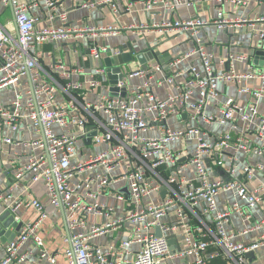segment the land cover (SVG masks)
Segmentation results:
<instances>
[{"label": "built area", "instance_id": "built-area-1", "mask_svg": "<svg viewBox=\"0 0 264 264\" xmlns=\"http://www.w3.org/2000/svg\"><path fill=\"white\" fill-rule=\"evenodd\" d=\"M118 1L122 0H102L99 3H108L112 10L116 11ZM144 1L147 9L155 3V0ZM178 1L187 6L193 4L192 0ZM210 1L218 5L227 2L242 6L246 5L247 0ZM82 4L85 5L86 0H83ZM135 6V2L129 1L124 7L126 11H131ZM0 7L11 12L16 26V33H12L0 23V89L11 88L12 91L9 102H0V127L7 126L16 132L20 126L29 122L33 132L42 133V137L31 138L25 142V145L34 151L25 163L18 165L16 176L19 178L23 174H30L32 182H43L49 203L55 207H59L60 203L63 205L71 244L63 253L67 264H210L224 255L233 253L240 259L242 253L264 245V231L256 242L247 246L235 241V234L226 227L232 213L244 214L240 200H243L249 209L264 201L262 184L249 190L242 181L213 177L210 169L212 162L218 168L223 164L221 155L216 150L229 146L241 149L247 155L264 156V114L259 112L255 101L239 104L231 98L221 101L216 113L206 114L204 111L207 101L216 97L220 82L236 84L238 92L254 98L264 97V73L253 68L246 72H237L233 63L247 59L243 54H230L227 59L221 58L215 64L213 56L205 51L199 36V33L210 25L226 29L263 24L264 14L255 18H225L220 9V17L217 20L191 17L152 24L122 25L117 22L94 25L85 22L72 25L68 22L63 0H0ZM37 9H42L47 25H38L40 15L35 12ZM151 29L162 34L185 32L194 41L195 45L190 51L171 62L178 63L181 58L193 54H196L200 62V67L191 65L188 68L186 78L179 87V94L159 97L152 91L149 77H145L147 70L138 69L131 70L127 76L142 77L141 83L129 86L124 78L116 80L117 87L126 88L124 96L119 93L102 94L97 101H90L85 100L84 96L87 91L102 85L101 76L107 74L105 68H96L84 80L72 81L73 76L84 74L78 65L68 66L61 59L53 58L46 69L43 67L42 47L46 44L56 45L58 42L83 38L86 39L87 46L81 53V58L100 60L107 51L112 55H118L122 51L119 48L108 49L98 44L96 38L116 36L126 30ZM254 33L264 41V30ZM217 66L221 68L218 69ZM53 69H58L60 78L65 79L62 88L45 76L46 70L51 72ZM159 70L156 66L155 71ZM123 71L126 73L124 68ZM113 75L119 77V73ZM254 79H259L256 86L244 84ZM166 80L173 82V78L166 77ZM193 92L197 94L194 101L190 100ZM180 110H187L188 118L195 124L182 128L170 127L166 123L167 120ZM235 115H238L242 124L239 130H235L236 133L229 129L215 134L211 140L205 139L202 123L224 124L230 122ZM151 122L164 123L160 134L143 137L142 133ZM89 125L98 131L96 136L91 137V143H105L108 147L87 159L76 161L79 141L87 137ZM248 134L254 136L255 144L247 141ZM0 142L11 144L13 139L0 134ZM181 142L186 145L187 142L192 143V151L188 153L187 147L172 148V144ZM125 161H130V168L113 177L112 172ZM146 162H149V167L153 170L162 165L189 166L194 172V177L187 178L182 173H171L163 183L167 196L160 201L145 203V199L160 188V183L152 182L147 176L143 167ZM96 165H100L102 170L83 178L87 189L96 188L88 194L95 198L105 192L112 182L123 180L127 183L131 205L120 218L107 221L101 226H88L89 213L100 210L109 214L113 210L112 206L105 204L87 203L72 184V178L80 174L85 167L92 168ZM257 171L264 172V164L260 161L253 165L247 163L242 169L246 180H252ZM224 172L230 177L234 168L225 169ZM224 191L235 192L237 199L221 209L217 196ZM9 199L11 195L4 193L0 187V203ZM117 199L123 200L124 195L119 193ZM179 201L193 207L202 203L203 212L212 220L214 235H204L199 227L193 225L187 211L176 205ZM20 203L34 208L38 218L32 224L21 225L14 239L8 242L0 264H20L22 256H17V248L28 238L39 248L40 257L51 264H57L55 255L48 254L43 249V240L35 231L47 217L44 205L34 197L21 199L18 204ZM14 207H9L8 210L12 212ZM173 210L180 219L179 226H171L163 221ZM126 221L132 222L134 226L127 238L121 240L114 248L103 250L89 243V236L105 233ZM263 226L264 210L260 222L254 227ZM157 227L162 233L161 236L155 235ZM177 227L182 232L180 251L170 254L165 235L175 232ZM248 231L249 228L245 227L241 233ZM133 244L138 245L137 250L132 249ZM180 256L186 258V261L167 262L168 258Z\"/></svg>", "mask_w": 264, "mask_h": 264}, {"label": "crops", "instance_id": "crops-1", "mask_svg": "<svg viewBox=\"0 0 264 264\" xmlns=\"http://www.w3.org/2000/svg\"><path fill=\"white\" fill-rule=\"evenodd\" d=\"M83 0H63V7L68 14V22L72 25H79L85 22L94 25H108L114 23H120L122 25H129L132 23H159L161 21H170L177 19H187L191 17H200L207 20H217L220 17L219 10L222 9V16L225 18L233 17H249L255 18L264 14V0H247L246 5H235L232 3H224L218 5L210 0H192L193 4L187 6L184 3H180L178 0H155L150 8L145 7L144 0H122L117 2V10H112L111 5L108 3H99L102 0H86V4H82ZM135 2L136 6L131 11L125 10V4L127 2ZM40 15L38 22L39 26L47 25V19L42 14V9H37ZM9 13V14H8ZM4 8L0 7V23L5 28L16 33V26L12 20V14ZM264 30V23H256L254 26H246L241 28H218L217 26L210 25L204 28L199 36L202 40V45L206 52L213 56L215 64L221 58L227 59L230 54H243L247 56V59L241 61H234V68L237 72H246L250 68L256 71L264 73V57L257 61V64L253 62L252 54L254 50L258 49L260 43H264L254 31ZM96 42L100 45L107 47L108 49H118L122 45L130 44L134 52L146 50L147 48L154 47L156 52H159L161 61H149L147 63V76L149 77V83L152 91L161 98H165L168 95H176L180 92V86L183 84L186 78V72L191 65L200 67V62L196 54L187 58H181L177 63L171 64V62L190 51L194 47V41L185 32H169L167 34L159 33L155 30H126L122 31L116 36H100L96 38ZM87 46L86 39L70 40L58 42V44H46L42 47L43 54V67L46 69L53 58L61 59L68 66L78 65L83 69V73L80 76H73L72 81L84 80L89 73L95 71L96 68L102 67L99 64L100 60H93L91 58H81V53ZM106 55L103 54L101 59ZM167 59H170L167 63ZM261 62V65H259ZM160 68L159 71H155V67ZM113 67V65H111ZM103 68H107L104 67ZM220 69V66H217ZM142 69L137 61H133L130 66L125 67V80H130L129 86L139 84L143 81L142 77H128L127 74L131 70ZM46 78L54 80L58 83L59 87L62 85L65 79L60 78L58 69H53L51 72L46 70ZM144 77V78H145ZM166 77L173 78V82L169 83ZM102 85L95 88L92 91H87L84 99L90 101H97L102 94H109L110 80L107 74L101 76ZM120 79V77L114 76L112 80ZM259 83V79L249 80L244 82L248 86H256ZM237 85L233 83H218L217 95L214 99H209L204 107L206 114L216 113L218 111V105L221 101H225L228 98L235 100L239 104H246L248 102L255 101L259 112L264 114V97L254 98L251 95L244 94L237 91ZM62 97V96H61ZM12 98L11 88L0 89V102L7 103ZM197 98V94L193 92L190 100L194 101ZM187 115V110H180L179 113L174 114L167 120V124L172 128H182L186 125H194L195 122L191 121ZM164 123H149V127L142 133L143 137L158 136ZM205 130V139L211 140L215 134L224 132L231 129L233 133L235 130H239L242 126L238 115H235L228 123H202ZM0 134L10 136L13 139L11 144L0 142V187L4 193L11 195V199L5 203H0V218L9 207H14L11 214L14 221L21 225L32 224L38 218L36 210L32 207H26L23 204H18L19 200L34 197L37 198L45 208L47 217L43 220L35 231L41 236L43 240V249L48 254L55 255L57 264H67V260L64 256V250L70 247V240L66 234L67 220L63 217V214L59 207H55L49 203L48 192L43 182H32L30 174H23L17 178V167L25 163L28 156L34 150L25 145V142L31 138L42 137L41 132H33L30 123H24L20 128L14 132L7 126L0 127ZM247 141L250 144H255L256 141L252 134L246 136ZM108 146L105 143L101 144H86L84 139L79 141V154L76 161L87 159L94 154H98ZM186 148L187 152H191L193 144L187 142L174 143L172 148L178 149ZM222 158V166L218 168L214 162L210 163V169L213 177H223L225 180L236 179L242 181L245 187L249 190L257 188L262 184L261 191L264 192V172L257 171L255 177L252 180H246L242 169L243 166L248 164L253 165L255 162H262L264 164V156L256 157L254 155H247L241 149L229 146L225 149H217ZM135 163L138 161L133 160ZM131 161V162H133ZM14 162V164L12 163ZM133 164V163H132ZM135 165V164H133ZM131 166L130 161L121 163L112 172L113 177L119 176L126 172ZM208 166V165H207ZM143 167L147 173L149 179L154 183H160V188L156 192L145 199V203L151 201H160L167 196L166 186L164 181L171 173H182L187 178H193L194 172L191 167L184 165H162L153 170L149 167V162H146ZM209 167V166H208ZM228 168H234L233 174L229 177L224 170ZM102 170L100 165L93 166L92 168H84L80 174L72 178V184L76 187L78 193L83 195L85 201L89 204L98 203L112 206L113 210L109 214H104L102 211L89 213L87 216V225L92 224L103 225L107 221L122 217L131 205L129 195L124 191L127 188V183L123 180H117L111 183V185L103 192L98 194L95 198H92L88 193L93 192L96 188L87 189L83 183L85 176L91 175ZM224 172V173H223ZM223 175V176H222ZM121 193L124 195L123 200H118L117 195ZM237 198L235 192L224 191L217 196V203L219 208H226ZM240 204L243 208L244 214L232 213L226 224L227 230L235 234V241L242 242L249 246L256 242L257 238L264 231V226L261 228H255L254 225L258 224L261 219L262 211L264 210V201H260L254 208L249 209L245 206L244 201L240 200ZM177 206L183 207L191 218L192 224L199 227L204 235H214V227L210 216L203 212L202 203H198L195 207L181 201L177 202ZM246 215H249L247 218ZM16 216V218H15ZM16 219V220H15ZM6 219H4L5 221ZM66 221V222H65ZM163 221L171 226H179L180 219L174 213V210L169 215L163 218ZM66 223V224H65ZM134 224L130 221L122 223L114 229L98 234L91 235L88 238L89 243L92 246H97L103 250H109L119 244V242L129 235ZM248 227L249 231L245 234L241 233L242 230ZM9 232L5 237L1 235L2 232ZM10 232H14L12 227L8 229L3 228L0 231V258L5 256V248L8 244V240L11 237ZM178 243L181 247V229L177 227L175 232ZM169 233V234H172ZM133 250L138 249V245L133 244ZM39 248H37L31 238H28L22 242L17 248V256H22V262L20 264H51L45 258L40 257ZM191 258H189L190 260ZM186 261L184 257L168 258L167 262L181 263ZM108 264V263H107ZM210 264H264V245L248 250L242 253L239 259L236 254L224 255L212 261Z\"/></svg>", "mask_w": 264, "mask_h": 264}, {"label": "water", "instance_id": "water-1", "mask_svg": "<svg viewBox=\"0 0 264 264\" xmlns=\"http://www.w3.org/2000/svg\"><path fill=\"white\" fill-rule=\"evenodd\" d=\"M258 49L254 50L252 54V59L255 64H257V61L259 59H262L264 57V43H260L258 45ZM154 47L147 48L146 50H142L139 52H134L132 46L130 44L122 45L119 47V50L122 51L118 55H112L110 51L106 52V56L102 59H100L99 64L100 66L107 67V76L110 80V87H109V94L110 95H119L124 96L126 92L125 87H117L116 86V80H112L115 75L114 73H119L120 79H123L125 76V73L123 71V68L130 66L133 61H137L138 64L141 66L142 70H147L148 66L147 63L149 61L155 60V61H161L159 52H156L154 50ZM170 59H167V63ZM113 65V67H111ZM259 65H261V62H259ZM87 130H89L87 137L84 139V142L86 144H89L91 142V137L96 136L98 131L93 128V126H87ZM207 165L209 166V162L207 161ZM224 177V176H223ZM225 178V177H224ZM124 191L129 195V191L127 188L124 189ZM59 208L63 214V217H66L63 205L60 203ZM4 219H6L4 221ZM66 222V221H65ZM66 224V223H65ZM9 227H12L14 229V232H10L11 237L9 238V242L14 239L16 233L21 228V224L14 221L13 215L9 210H6L4 214L0 218V231L3 230V228L8 229ZM9 234V232H2L1 235H4L5 237ZM66 234L68 235V238L70 240V232L68 228H66ZM155 235L161 236L162 233L160 229L157 227L155 228ZM168 244H169V250L170 254H175L180 251V245L178 243L176 234H167L165 235Z\"/></svg>", "mask_w": 264, "mask_h": 264}, {"label": "rangeland", "instance_id": "rangeland-1", "mask_svg": "<svg viewBox=\"0 0 264 264\" xmlns=\"http://www.w3.org/2000/svg\"><path fill=\"white\" fill-rule=\"evenodd\" d=\"M9 12V10H7V13ZM9 14V13H8ZM127 83L129 84L130 83V80H127Z\"/></svg>", "mask_w": 264, "mask_h": 264}]
</instances>
